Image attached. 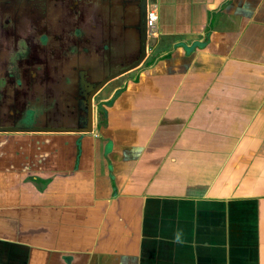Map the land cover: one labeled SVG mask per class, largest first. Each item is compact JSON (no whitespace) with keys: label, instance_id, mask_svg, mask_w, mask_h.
I'll use <instances>...</instances> for the list:
<instances>
[{"label":"crops","instance_id":"0c3cea01","mask_svg":"<svg viewBox=\"0 0 264 264\" xmlns=\"http://www.w3.org/2000/svg\"><path fill=\"white\" fill-rule=\"evenodd\" d=\"M149 4L156 38L96 94L119 80L88 155L4 159L40 203L0 190V264H264V0Z\"/></svg>","mask_w":264,"mask_h":264},{"label":"flooded vegetation","instance_id":"af4514ba","mask_svg":"<svg viewBox=\"0 0 264 264\" xmlns=\"http://www.w3.org/2000/svg\"><path fill=\"white\" fill-rule=\"evenodd\" d=\"M133 13L116 0H0V129L37 130L0 133V143L5 141L0 172L10 171L6 156L23 149L35 153L40 164L46 154L72 162L88 155L86 143L94 129L90 134L47 131L76 128L75 118L86 116L91 83L133 60L138 50ZM152 41L146 31V48ZM101 109V102L94 107L95 124ZM51 140L60 144L47 152L43 148ZM20 173L6 182L17 184L13 189L7 185V192L19 189Z\"/></svg>","mask_w":264,"mask_h":264},{"label":"water","instance_id":"95a60500","mask_svg":"<svg viewBox=\"0 0 264 264\" xmlns=\"http://www.w3.org/2000/svg\"><path fill=\"white\" fill-rule=\"evenodd\" d=\"M113 1V0H112ZM117 3L123 5L124 8H131L134 10L133 18H135L134 22L135 25L133 26V29L137 35L138 40V50L133 58L132 61L128 63L127 66L122 68L120 71L113 73L104 79L98 81V82H92L91 83V92L86 97V112H85V118L81 116H77L75 118V123L77 124V127L74 129H53L48 130L47 132H53V133H61V132H71V133H77V134H90L93 132L94 129V109L92 105L93 98L96 96V94L103 88L104 85H106L108 82L112 81L113 79H116L117 77L126 74L132 70L137 69L142 62L146 59V29H145V12L147 8V4L150 1H153L154 3L156 0H116ZM34 128H26V127H13V128H5L0 129V133H18V134H27L36 132Z\"/></svg>","mask_w":264,"mask_h":264},{"label":"rangeland","instance_id":"374dc122","mask_svg":"<svg viewBox=\"0 0 264 264\" xmlns=\"http://www.w3.org/2000/svg\"><path fill=\"white\" fill-rule=\"evenodd\" d=\"M119 81V80H118ZM118 81H116V82H114V83H111L108 87H106L105 89H104V92L103 93H101L100 95H97L96 97H94L93 98V100L94 101H92L93 102V109H94V107L99 103L98 102V100H100L101 99V96H104L109 90H110V88H112L113 86H115V85H117V83H118ZM25 180H27V181H29V178H26ZM86 182V181H85ZM15 184L16 183H11V187H12V189L13 188H16V186H15ZM39 185V184H38ZM7 185L4 183V182H2V177H0V190H2V189H4V190H6L7 191ZM18 191V190H17ZM86 196H84V198H85ZM17 198H19V199H22L23 201L25 200H27V199H29V195H25V194H23V195H20L18 192H17ZM82 201V199H79V202H81ZM27 202L28 203H31L30 202V200H27ZM47 202V201H46ZM64 202H66V203H76L77 202V200H73V198H70V197H66L65 198V201ZM4 203V205H6L7 204V194H2V195H0V205H2ZM40 203V200H38V201H33V205H37V204H39ZM32 230L34 231V233L36 232V228L35 227H32ZM33 233V234H34ZM30 240H38V235H35V236H31V238H30Z\"/></svg>","mask_w":264,"mask_h":264},{"label":"built area","instance_id":"2783aa9c","mask_svg":"<svg viewBox=\"0 0 264 264\" xmlns=\"http://www.w3.org/2000/svg\"><path fill=\"white\" fill-rule=\"evenodd\" d=\"M157 21L158 14L156 9L152 5L147 6L145 13V27L147 31V37L150 40H154L156 38Z\"/></svg>","mask_w":264,"mask_h":264},{"label":"trees","instance_id":"16d2710c","mask_svg":"<svg viewBox=\"0 0 264 264\" xmlns=\"http://www.w3.org/2000/svg\"><path fill=\"white\" fill-rule=\"evenodd\" d=\"M99 116H100V117H103V114L100 112V113H99Z\"/></svg>","mask_w":264,"mask_h":264}]
</instances>
